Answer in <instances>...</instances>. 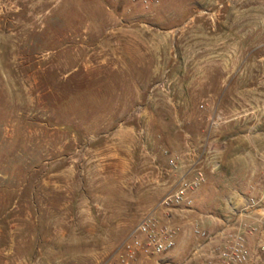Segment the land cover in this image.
Instances as JSON below:
<instances>
[{
    "label": "rangeland",
    "instance_id": "rangeland-1",
    "mask_svg": "<svg viewBox=\"0 0 264 264\" xmlns=\"http://www.w3.org/2000/svg\"><path fill=\"white\" fill-rule=\"evenodd\" d=\"M196 171L264 190V0H0V264H115L154 212L141 264H219L194 203L156 212Z\"/></svg>",
    "mask_w": 264,
    "mask_h": 264
},
{
    "label": "built area",
    "instance_id": "built-area-1",
    "mask_svg": "<svg viewBox=\"0 0 264 264\" xmlns=\"http://www.w3.org/2000/svg\"><path fill=\"white\" fill-rule=\"evenodd\" d=\"M175 167V164L171 162ZM204 175L196 171L190 181L183 180L178 188L165 196L157 205L156 212L166 213L169 210L181 207H191L193 199L191 193L204 183ZM150 213L142 217L128 238L121 244L116 253L115 264H141L143 261L158 258L172 252L177 244V229L156 215ZM251 229L250 232H255ZM194 234L201 238H208L205 231L197 226ZM223 246L218 248L219 264H247L250 253L247 240L240 231L222 233ZM259 252L264 256V242H260Z\"/></svg>",
    "mask_w": 264,
    "mask_h": 264
},
{
    "label": "crops",
    "instance_id": "crops-1",
    "mask_svg": "<svg viewBox=\"0 0 264 264\" xmlns=\"http://www.w3.org/2000/svg\"><path fill=\"white\" fill-rule=\"evenodd\" d=\"M232 179V177L224 175V172L219 173L218 186L226 190L224 196L220 197L218 201L206 199V196L196 197L195 200L193 197V203L197 207V215L202 219L203 225H206L207 235H219L228 232L236 229L239 221L249 220V223L256 227V234H252L249 239V244L253 245L255 238L264 239V190L263 188L255 190L257 183L251 184L248 185L252 187L251 193L248 194L247 198L242 197L243 190L237 183L233 184ZM258 193L260 195L257 197L255 194ZM232 220L235 223H232ZM217 241L218 238L216 237L208 239L206 249L211 251ZM258 257L256 256V262Z\"/></svg>",
    "mask_w": 264,
    "mask_h": 264
}]
</instances>
